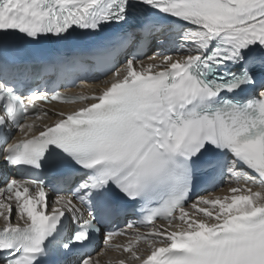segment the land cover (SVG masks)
Instances as JSON below:
<instances>
[{
    "label": "snow or ice",
    "instance_id": "snow-or-ice-1",
    "mask_svg": "<svg viewBox=\"0 0 264 264\" xmlns=\"http://www.w3.org/2000/svg\"><path fill=\"white\" fill-rule=\"evenodd\" d=\"M108 76L98 95L57 91ZM35 101L85 106L34 128ZM53 156L54 201L18 176ZM2 166L0 264H93L99 235L139 264H264V0H0ZM217 178L229 194L206 197Z\"/></svg>",
    "mask_w": 264,
    "mask_h": 264
},
{
    "label": "bare ground",
    "instance_id": "bare-ground-1",
    "mask_svg": "<svg viewBox=\"0 0 264 264\" xmlns=\"http://www.w3.org/2000/svg\"><path fill=\"white\" fill-rule=\"evenodd\" d=\"M148 63H158V61H150L147 59L143 60V64L144 66H146ZM136 70H140V65H137ZM111 77L108 76L102 83L98 82L99 84H95L93 87V90H95L96 92H101V90L105 87V83L110 81ZM62 111H70V110H74V107H61ZM54 119L51 118L49 119V122H52ZM243 183V182H241ZM235 186V185H233ZM229 194L228 193V184L226 183L224 185V187L221 190H218L212 194H207L205 195L208 198H215V197H223L225 195ZM186 211H189L190 215L192 212H194V210L190 209V207L186 208ZM16 222V219L13 221V223ZM176 223V222H174ZM4 225V220L3 217L0 216V226ZM166 228H169V225L166 224L165 225ZM153 228H157L156 226ZM151 228V230L153 229ZM169 230H174V227L169 229ZM141 233H144V231H140ZM147 249V244L146 243H141L138 247V249H136L135 251L141 252L143 250ZM98 253V252H97ZM131 253H124L122 250L119 251H108L107 253H105L104 255L100 256L97 259H94V263L95 264H120V261H124L125 264H139V262L136 261H131L128 259V257L130 256ZM98 262V263H97Z\"/></svg>",
    "mask_w": 264,
    "mask_h": 264
}]
</instances>
